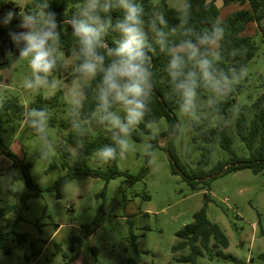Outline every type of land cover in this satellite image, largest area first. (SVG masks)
<instances>
[{"label": "rangeland", "instance_id": "obj_1", "mask_svg": "<svg viewBox=\"0 0 264 264\" xmlns=\"http://www.w3.org/2000/svg\"><path fill=\"white\" fill-rule=\"evenodd\" d=\"M13 10L24 11L29 0H7ZM186 0H167L168 6L181 9ZM221 9V20L232 12L248 6H224L223 0H215ZM16 22V23H15ZM14 20L7 31L16 28ZM18 30V29H17ZM68 29L59 32L67 35ZM246 35L253 36L259 44V52L243 72L240 83L244 92L237 98L234 118L223 123L233 139L237 155L247 158L249 152L236 135V121L240 113L251 117V103L264 92V23L259 28L255 23L248 26ZM58 41V40H57ZM57 62L63 72H50L49 82L56 84L55 89L41 87L29 90L24 81L31 78L27 61H14L10 68L0 70V109L6 102L15 100L27 109L38 97L46 99L63 91L66 108L60 115L69 120L76 117V109L83 103V86L91 80L79 77L70 79L75 71L76 57L58 48ZM75 82V84H74ZM237 83L225 82L226 87ZM78 94V103L73 101L71 92ZM221 97L215 94L204 99H196L190 113L176 114L180 120V134L175 139L178 159L193 170H209L219 161L229 156L218 145L196 142L197 132L194 122H203L215 103ZM115 111L120 112L117 107ZM142 121V120H141ZM213 120L212 127H217ZM167 129L165 119L152 127V135L161 134ZM111 131L102 125L95 115V127L89 134L96 136ZM70 130L49 127L43 133L29 128L26 121L14 112L0 116V140L15 153L21 162L31 166V178L43 192L36 194L23 178V171L0 150V208L18 206L21 219L16 222V214L11 213L0 219V245L5 238V246L0 251V264H66L64 254L71 257L70 247L74 239L75 251L80 255L73 264H121L123 260L137 258L139 264H183L178 259L187 253H173L177 244V232L193 222L194 214L206 204L210 196L207 214L226 235L229 241L224 254L235 257L243 264H264V171L254 174L249 169L230 172L213 179L209 187L192 190L180 175H173L171 161L165 150L166 140L152 151L150 172L145 179L133 185L126 182L125 176L106 183L101 179L85 178L74 180L65 188L55 187L60 177L65 175L59 163L51 169L55 160L60 159L61 143L66 141ZM68 150L76 155V149ZM149 143L136 142L129 134V149L123 157H118L117 167L122 172L137 175L146 166ZM47 158L41 161L42 153ZM203 162V165L200 164ZM205 162V166L204 165ZM89 168L107 170L111 163H101L94 156L89 158ZM45 177L40 183V177ZM15 225L14 232L10 229ZM29 258V259H27ZM197 264H234V262L199 257Z\"/></svg>", "mask_w": 264, "mask_h": 264}, {"label": "trees", "instance_id": "obj_2", "mask_svg": "<svg viewBox=\"0 0 264 264\" xmlns=\"http://www.w3.org/2000/svg\"><path fill=\"white\" fill-rule=\"evenodd\" d=\"M167 0H139L144 9V30L146 32V60L149 71L151 72V93L148 100V109L142 121L131 131V136L136 142L149 143V151L146 159V166L137 175H131L128 172H122L117 167L118 158L109 161L112 164L107 170L89 168L87 163L94 153L104 146H114L112 141V131L102 133L100 131L96 136L89 134V129L95 127V113L97 110L96 89L99 82V76L90 81L88 85L83 86V103L80 109H76L78 120L64 119L60 112L66 108L63 101V91H59L55 96L43 99L38 97L29 109L19 105L17 101L10 100L0 109V116L5 112H14L18 114L30 129L37 132L29 125L30 113L35 111L44 112V127L38 133H43L49 127H61L70 130L66 141L61 143L60 159L55 160L51 169H55L58 164L66 172L60 177L55 187L57 190L65 188L74 180L85 178L101 179L107 185L110 181L125 176L128 184H135L142 181L150 172V161L152 151L160 145L162 139L166 140L165 150L167 151L173 175H180L191 187L192 190H200L209 187L211 181L221 175L237 172L244 169L251 170L254 174H260L264 171V92L261 93L249 107L251 117L248 118L244 112L240 113L236 121V135L244 144L249 152L247 158H241L237 155L233 147V139L222 128L223 123L234 118V108L238 101L237 98L244 92V85L240 83V78L248 65L255 59L259 52V44L253 36L246 35L249 24L255 23L259 28L264 23V0H223L224 6L239 5L248 6L247 8L234 11L221 20V9L215 0H186L181 9H175L168 6ZM82 3V0H29L24 11H53L59 23L58 33L68 29L67 35L58 37L57 48L65 52L67 56L73 54L76 57L75 68L80 62L77 55V44L72 36V30L68 19ZM41 4L45 7H41ZM7 0H0V14L13 10ZM17 11V9H15ZM186 16L181 18L184 13ZM113 20L120 15V12L111 13ZM219 22L224 28V36L219 47L214 62L222 73L228 77L223 82L222 89L213 90L205 83H201L197 88L196 99H204L207 95L215 94L221 97L213 106L208 117L203 122H194L193 129L196 131V142L202 144H214L219 138L218 145L228 156L226 161H219L211 169L193 170L186 167L178 159L175 150V139L180 134L181 123L176 114L179 110V97L174 93L166 72L168 55L160 50L155 43L153 25L166 33L167 41L176 43L184 38V30L190 28L193 32L209 27L212 23ZM16 23V22H15ZM7 26H0V70L10 68L17 60L12 42L10 41ZM17 29H14L15 31ZM264 37V35H263ZM120 39L118 33L109 30L104 35L105 49L115 46L116 41ZM262 41H264L262 39ZM106 58V63H107ZM52 72H63L59 62ZM78 73L74 71L70 79L78 78ZM225 82L237 83L232 87H226ZM195 99V101H196ZM118 105L113 107L115 111ZM162 119L166 120L167 129L159 135H152V127L158 124ZM216 119L218 126L212 127L213 120ZM71 146L76 149V155L68 150ZM0 150L13 160L15 167H20L23 171L25 184L36 194L43 192L32 181L31 166L20 161L19 157L9 150L0 140ZM203 165V162H200ZM205 165V162H204ZM207 166V165H205ZM205 206L194 214L193 222L186 225L177 232L178 242L173 246L172 252H185L178 261L183 264H197L199 257L207 256L210 260L221 259L234 262V264H243L231 255L224 254L222 250L228 249L229 241L221 228L211 221L207 214V204L210 202V196L206 195ZM21 208L18 206H5L0 208V219L9 214H16V222L21 219ZM15 225L10 229L14 232ZM6 239H2L0 250L5 246ZM80 243L79 239H74L68 253L64 254L66 264H73L79 258V251H75V244ZM1 252V251H0ZM29 259V258H27ZM39 264V263H34ZM121 264H139L137 258L123 260Z\"/></svg>", "mask_w": 264, "mask_h": 264}, {"label": "clouds", "instance_id": "obj_3", "mask_svg": "<svg viewBox=\"0 0 264 264\" xmlns=\"http://www.w3.org/2000/svg\"><path fill=\"white\" fill-rule=\"evenodd\" d=\"M41 7L45 5L41 4ZM120 12L113 20L111 13ZM185 12L181 18L186 16ZM16 20L18 30L8 33L16 58L27 61L31 78L24 81L29 90L47 87L55 89L48 75L56 67L58 59L57 31L59 23L53 11H15L0 14V26H9ZM72 36L77 44L79 59L75 71L81 80H93L99 76L96 89L98 121L112 131L114 146H104L94 153L101 163L123 157L129 149V134L144 118L151 93V72L146 60V32L144 30V9L139 0H82V3L68 19ZM112 30L120 39L115 46L105 49L104 35ZM155 43L169 59L166 65L174 93L179 97V110L192 112L197 88L201 83L213 90L222 89L228 79L217 67V55L224 36V28L219 22L193 32L184 30V38L169 43L166 33L153 25ZM106 58L107 63H106ZM75 84V82H74ZM77 92L71 97L78 103ZM118 105L120 112L114 111ZM29 125L37 132L43 130L44 112L29 114ZM42 153L41 161L47 158ZM45 177H40L43 183Z\"/></svg>", "mask_w": 264, "mask_h": 264}]
</instances>
